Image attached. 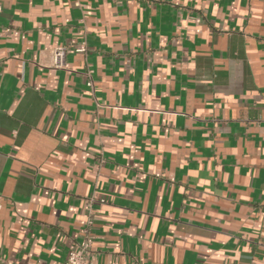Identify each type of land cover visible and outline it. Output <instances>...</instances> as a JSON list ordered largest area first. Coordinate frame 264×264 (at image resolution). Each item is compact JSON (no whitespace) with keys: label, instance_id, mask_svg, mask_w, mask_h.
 I'll list each match as a JSON object with an SVG mask.
<instances>
[{"label":"crops","instance_id":"crops-1","mask_svg":"<svg viewBox=\"0 0 264 264\" xmlns=\"http://www.w3.org/2000/svg\"><path fill=\"white\" fill-rule=\"evenodd\" d=\"M89 199L91 264H264V0H0V264Z\"/></svg>","mask_w":264,"mask_h":264},{"label":"built area","instance_id":"built-area-1","mask_svg":"<svg viewBox=\"0 0 264 264\" xmlns=\"http://www.w3.org/2000/svg\"><path fill=\"white\" fill-rule=\"evenodd\" d=\"M86 0H76V5L78 7H82V2ZM77 52L85 53L86 47H82L78 49ZM65 48L58 47L54 50V67L63 68L65 65ZM87 77V86L93 88L94 80H93V71L88 70L86 73ZM104 200L101 201L103 203ZM95 199H89L86 204V223L82 229L83 234V242L77 246V248L71 252L68 260L64 264H91V258L93 256V243L94 236L92 235V230L94 228V216H95Z\"/></svg>","mask_w":264,"mask_h":264}]
</instances>
